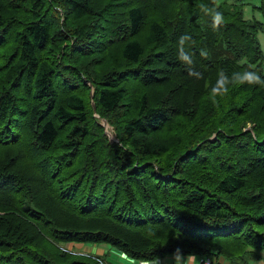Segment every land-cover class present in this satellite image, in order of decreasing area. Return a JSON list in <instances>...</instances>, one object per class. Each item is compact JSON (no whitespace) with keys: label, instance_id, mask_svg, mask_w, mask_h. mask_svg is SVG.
<instances>
[{"label":"trees","instance_id":"obj_1","mask_svg":"<svg viewBox=\"0 0 264 264\" xmlns=\"http://www.w3.org/2000/svg\"><path fill=\"white\" fill-rule=\"evenodd\" d=\"M261 31L216 0H0V264L264 263Z\"/></svg>","mask_w":264,"mask_h":264},{"label":"rangeland","instance_id":"obj_2","mask_svg":"<svg viewBox=\"0 0 264 264\" xmlns=\"http://www.w3.org/2000/svg\"><path fill=\"white\" fill-rule=\"evenodd\" d=\"M216 2L218 4H226V5L242 4V11L246 19L258 20V21L264 20L263 10L261 9L264 6V0H216ZM258 38L260 40L262 49L264 50V31H261L259 33ZM263 71H264V63H263ZM103 121L104 119L101 120V124L103 123ZM105 133L108 134L110 137H114L113 129L108 123H106L105 125ZM85 244L88 245V243H85ZM61 245H63L65 248L66 246L69 248L71 247L72 250H74L75 252L77 249H80V248L82 249V246L80 244L73 245L69 243V244H61ZM106 245H108V247L111 248L110 252L105 254L106 261L114 262L116 264H123L124 262H129L128 260H131L132 264H135V263L138 264V260H134V259H131L123 255L121 256V254L115 247L109 244H106ZM74 251L73 253H75ZM133 261H135V263ZM149 262L150 261L145 262V263L148 264Z\"/></svg>","mask_w":264,"mask_h":264},{"label":"crops","instance_id":"obj_3","mask_svg":"<svg viewBox=\"0 0 264 264\" xmlns=\"http://www.w3.org/2000/svg\"><path fill=\"white\" fill-rule=\"evenodd\" d=\"M81 245V244H80ZM82 249H77L76 252L81 254H94V255H105L109 253L111 248L108 247L106 244H84L81 245ZM69 249V247H66ZM74 251V250H73ZM122 256V255H121ZM105 258V257H104ZM129 261V260H128ZM199 258L197 256H179V255H170L161 260L150 261L148 264H197ZM135 263V261H134ZM125 264H132L130 261L125 262ZM136 264V263H135ZM138 264H145L143 262H138ZM258 264V263H256ZM259 264H264L262 261Z\"/></svg>","mask_w":264,"mask_h":264},{"label":"built area","instance_id":"obj_4","mask_svg":"<svg viewBox=\"0 0 264 264\" xmlns=\"http://www.w3.org/2000/svg\"><path fill=\"white\" fill-rule=\"evenodd\" d=\"M197 264H213V261L211 259H199Z\"/></svg>","mask_w":264,"mask_h":264},{"label":"water","instance_id":"obj_5","mask_svg":"<svg viewBox=\"0 0 264 264\" xmlns=\"http://www.w3.org/2000/svg\"><path fill=\"white\" fill-rule=\"evenodd\" d=\"M90 93L92 94V90H91ZM92 106H93V105H92ZM93 109H94V106H93ZM106 123H108V122H106L105 120H104L103 123H102V126H103L104 128H105ZM111 139H112V140H116L114 137H111Z\"/></svg>","mask_w":264,"mask_h":264}]
</instances>
